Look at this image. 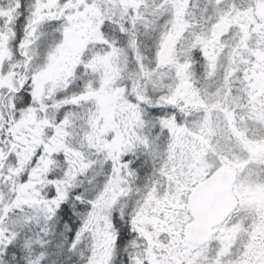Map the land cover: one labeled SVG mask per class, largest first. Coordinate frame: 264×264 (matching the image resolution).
<instances>
[{"label":"snow or ice","instance_id":"6c2138e0","mask_svg":"<svg viewBox=\"0 0 264 264\" xmlns=\"http://www.w3.org/2000/svg\"><path fill=\"white\" fill-rule=\"evenodd\" d=\"M0 264H264V0H0Z\"/></svg>","mask_w":264,"mask_h":264}]
</instances>
